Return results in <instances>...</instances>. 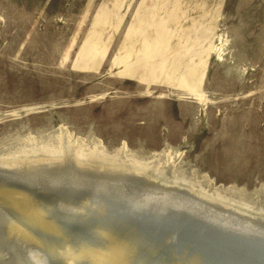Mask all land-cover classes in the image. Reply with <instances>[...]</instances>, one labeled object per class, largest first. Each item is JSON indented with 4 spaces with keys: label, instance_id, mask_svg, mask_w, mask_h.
I'll return each instance as SVG.
<instances>
[{
    "label": "rangeland",
    "instance_id": "rangeland-1",
    "mask_svg": "<svg viewBox=\"0 0 264 264\" xmlns=\"http://www.w3.org/2000/svg\"><path fill=\"white\" fill-rule=\"evenodd\" d=\"M0 165H74L259 223L264 0H0ZM43 206L0 200L14 221Z\"/></svg>",
    "mask_w": 264,
    "mask_h": 264
},
{
    "label": "water",
    "instance_id": "water-1",
    "mask_svg": "<svg viewBox=\"0 0 264 264\" xmlns=\"http://www.w3.org/2000/svg\"><path fill=\"white\" fill-rule=\"evenodd\" d=\"M13 175L0 172V189L6 192L7 186H13L22 193L30 192L32 201L37 204H52L58 211L53 213L56 221L64 223L67 231L77 233L79 238L75 237L72 242L77 246H82V241L86 240L99 241L92 228H107L129 248L138 247L136 264H264V219L254 230L205 215L204 210L209 207L202 211L191 210L188 205L165 207L161 199L143 204L134 188L143 192L151 190L144 182L129 191L119 186L105 187L111 183L101 185L95 180L75 190L68 189L71 186L66 184L63 189L53 186L45 191L42 186L31 189L29 182H21ZM113 220L116 223H110ZM5 229L0 218V234ZM41 261L43 259L28 263L40 264Z\"/></svg>",
    "mask_w": 264,
    "mask_h": 264
},
{
    "label": "bare ground",
    "instance_id": "bare-ground-1",
    "mask_svg": "<svg viewBox=\"0 0 264 264\" xmlns=\"http://www.w3.org/2000/svg\"><path fill=\"white\" fill-rule=\"evenodd\" d=\"M16 171L17 170L14 167H6L0 165V172L13 173V176L21 180V182H23L22 180L29 182L27 183V185H29L31 189H36L38 188V186L44 187L45 191L47 187L51 188L53 186L55 188L57 187V189H63L67 184V186H71V188L68 189L75 190L81 188L83 185L85 186L86 184H89V181L94 180L101 185L106 184L104 182H110L111 184L108 183L107 185H105V187H114V184L110 180V178L113 177L112 174H108L107 176L105 175L101 177H95L92 175L94 173H91V171L84 172L74 165L68 168V170L64 168L63 170L58 169L55 165L52 167H47V165H44L39 169L28 170L23 173ZM118 179L124 181V177L122 176H118ZM144 183L148 184L149 182ZM6 188H8V191L6 192L3 191L4 188L0 189V192L2 191L0 193L1 201H4V199H8V201H11L13 203H22L24 205L35 203L32 201L33 199H31L32 197L29 195L30 192L22 193L19 188L13 186H7ZM177 194L172 195L170 193L161 194L148 192L141 196V201L144 204L150 201L161 199L162 202L160 200L159 201L162 206H168L169 204L172 206L188 205L189 209L195 211H202L207 207L204 202L191 201L186 196H182V193ZM35 204L38 206H45L33 209L34 211L31 210L32 212L25 211V209L21 210L19 211L17 220L15 221L8 220L6 218V216L8 215L5 214L6 211L2 210V207L0 208V211L2 212H0V218L3 224H5L6 228L3 234H0V264H30L28 263L30 260L33 261L41 259H43V261H41L40 264H44L45 262H50L52 264H136V260L139 254V249H137L138 247L129 248L126 243L124 244L120 239H118L116 235L109 231V229L104 228L100 230L97 228H92L94 235L99 238V241L97 242L96 240H93V242L90 243L88 242V240H86L82 241L84 242L82 246H77L74 243L72 244L73 240H76L75 237L77 239L79 238L77 237V233L71 230L67 231L64 223H59L56 221V218L54 217L55 215L53 214L54 212L51 211L52 213H50V211L46 208L47 206L52 204ZM79 205L77 206L80 207ZM210 209L204 210V214L213 215V217L219 218L221 219V221L238 223L239 225L254 228V230L258 225L257 221L255 222V220L252 219H250L249 221L246 216H238L236 214H228L223 210ZM55 211L57 214L58 211ZM31 213H33L34 215L37 214V221H44L46 219L54 227L56 225L61 227L62 225L60 231L64 232L68 237L67 239H69V241L66 242V244H68V250L70 251L77 249L80 250L79 253L66 255L63 247L65 243L62 242V239L54 237L55 235L49 237V232L46 228L37 230L33 227V223L31 225L28 221L26 223L24 219H27V216L30 217ZM32 218H35V216ZM115 221L116 220H113L110 223H116ZM20 223H26V227H24L25 230L22 233L18 227ZM99 243L101 245H96ZM34 245H36L38 248L35 249ZM30 249H32V251H30ZM25 250L27 251L26 253L23 252ZM26 254L29 255L25 256Z\"/></svg>",
    "mask_w": 264,
    "mask_h": 264
}]
</instances>
